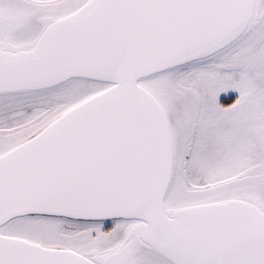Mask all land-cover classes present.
Listing matches in <instances>:
<instances>
[{"label": "snow or ice", "instance_id": "snow-or-ice-1", "mask_svg": "<svg viewBox=\"0 0 264 264\" xmlns=\"http://www.w3.org/2000/svg\"><path fill=\"white\" fill-rule=\"evenodd\" d=\"M0 264H264V0H0Z\"/></svg>", "mask_w": 264, "mask_h": 264}]
</instances>
